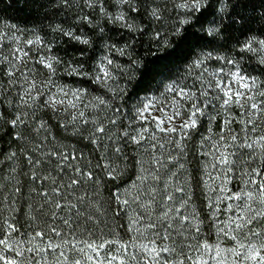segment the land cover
Segmentation results:
<instances>
[{
	"label": "snow or ice",
	"instance_id": "obj_1",
	"mask_svg": "<svg viewBox=\"0 0 264 264\" xmlns=\"http://www.w3.org/2000/svg\"><path fill=\"white\" fill-rule=\"evenodd\" d=\"M0 264H264V0H0Z\"/></svg>",
	"mask_w": 264,
	"mask_h": 264
},
{
	"label": "trees",
	"instance_id": "obj_2",
	"mask_svg": "<svg viewBox=\"0 0 264 264\" xmlns=\"http://www.w3.org/2000/svg\"><path fill=\"white\" fill-rule=\"evenodd\" d=\"M5 2L7 3V2H8V0H5Z\"/></svg>",
	"mask_w": 264,
	"mask_h": 264
}]
</instances>
